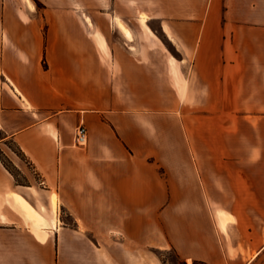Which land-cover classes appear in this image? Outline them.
<instances>
[{"label":"crops","instance_id":"1","mask_svg":"<svg viewBox=\"0 0 264 264\" xmlns=\"http://www.w3.org/2000/svg\"><path fill=\"white\" fill-rule=\"evenodd\" d=\"M25 1L0 4V142L28 157L55 215L0 160V264H163L150 249L264 264V20L237 0ZM153 20L191 48L181 61L140 50ZM58 209L75 228L52 259Z\"/></svg>","mask_w":264,"mask_h":264},{"label":"rangeland","instance_id":"2","mask_svg":"<svg viewBox=\"0 0 264 264\" xmlns=\"http://www.w3.org/2000/svg\"><path fill=\"white\" fill-rule=\"evenodd\" d=\"M4 0H0V4L3 3ZM13 3H26L25 0H12ZM36 4H39L37 0H34ZM239 9L241 11L238 12L240 14V18L244 19V10H247V13H251L247 20H252L254 22V25L259 24L262 20H264V0H240V2L237 0ZM27 4V3H26ZM149 29L158 36L159 39L156 40V43H152L151 41L145 40V34L142 35V42H141V48L140 50L142 52L144 51H150V52H157V51H164L172 55V57L176 61H181L183 57L182 52H187L191 50V48L186 47V45L182 44H175L170 42V40L166 37L164 31L159 25V20H153L149 23ZM148 35L150 34L148 30H145ZM187 65V64H186ZM2 70L0 69V72ZM3 78V77H1ZM0 85H1V79H0ZM85 126V125H84ZM3 131L0 129V140L3 137ZM89 135V132H88ZM89 141V140H88ZM88 145V143H87ZM86 145V146H87ZM0 160L4 163V165L10 170V172L14 176L15 184L18 186L23 185H32L35 188L39 190V194H36L34 192V195L30 196L27 195L28 201L35 206L38 211L42 212V214L48 216V218L54 217L55 213L53 212V198L54 195L49 196L47 193L42 196L40 189L45 190L44 186L40 185L42 182L40 177L35 174L34 172V166L28 159V157L22 152V150L13 142H6L1 143L0 142ZM21 189V188H19ZM27 191V190H24ZM58 212L60 213L59 216V226L61 228V232L63 233V228H71L74 230L75 224L74 221L68 216V214L62 209H58ZM228 222H226L227 224ZM259 224V221H258ZM53 228L54 226H50ZM53 230L51 229L48 233L49 235V243L52 244V259H59L62 254H68L67 251L62 252V248L64 247V244H68L69 242V233L70 231H66V233H63L60 237L57 236L54 237ZM73 233L74 240L77 241V243H85V242H95V238H93L91 235H84V234H75ZM29 240L32 241V239L29 238ZM15 242H22L25 243L26 239L22 235H14V243ZM30 242V241H28ZM22 245V247H24ZM65 248V247H64ZM254 254V253H253ZM44 258H48V253L45 252ZM150 255L156 257L158 260H160L163 264H183L180 262L178 256L176 253L172 250H159V249H150ZM68 256V255H67ZM14 260L20 261V260H30L33 258L32 251H14L13 253ZM261 256H258L257 259H260Z\"/></svg>","mask_w":264,"mask_h":264},{"label":"built area","instance_id":"3","mask_svg":"<svg viewBox=\"0 0 264 264\" xmlns=\"http://www.w3.org/2000/svg\"><path fill=\"white\" fill-rule=\"evenodd\" d=\"M76 144L79 147H85L89 140L88 129L84 125H80L75 134Z\"/></svg>","mask_w":264,"mask_h":264},{"label":"bare ground","instance_id":"4","mask_svg":"<svg viewBox=\"0 0 264 264\" xmlns=\"http://www.w3.org/2000/svg\"><path fill=\"white\" fill-rule=\"evenodd\" d=\"M28 3L31 5V2L30 1H28ZM126 29V28H125ZM126 31H127V29H126ZM128 32V31H127ZM189 264H191V261H190V263Z\"/></svg>","mask_w":264,"mask_h":264}]
</instances>
